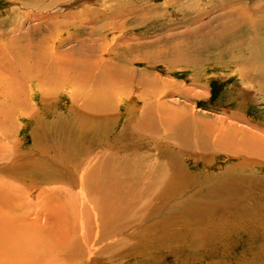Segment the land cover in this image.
Masks as SVG:
<instances>
[{"label": "rangeland", "instance_id": "rangeland-1", "mask_svg": "<svg viewBox=\"0 0 264 264\" xmlns=\"http://www.w3.org/2000/svg\"><path fill=\"white\" fill-rule=\"evenodd\" d=\"M263 151L264 0H0V264H264Z\"/></svg>", "mask_w": 264, "mask_h": 264}, {"label": "bare ground", "instance_id": "bare-ground-1", "mask_svg": "<svg viewBox=\"0 0 264 264\" xmlns=\"http://www.w3.org/2000/svg\"><path fill=\"white\" fill-rule=\"evenodd\" d=\"M49 82V81H48ZM90 106V105H89ZM92 106H94V105H92ZM128 107H132V106H128ZM98 108H100V110L99 109H93V110H95V112H98V111H101V109H103V106H98ZM92 109V108H91ZM82 110V109H81ZM83 111V110H82ZM92 114H94V113H92ZM167 127H168V133L169 134H173L171 137H172V141L173 142H171L173 145H175V144H177L178 146H180V147H182V146H185L186 145V142H189V140H190V143H191V145H192V143L194 144V145H196L195 143H198L199 142V140H200V138H199V136H196V134H195V128H191V126L189 127V122L187 121V119L186 120H180V121H174V120H172L171 122H167ZM185 128V129H184ZM145 129H147L146 127H145ZM175 130V133H173V131ZM188 130V131H187ZM169 137H170V135H169ZM168 137V138H169ZM184 139H186V140H184ZM181 143H182V146H181ZM250 144V143H249ZM226 147H227V145H226ZM230 146L228 145V147L226 148V150L227 151H230ZM264 152V151H263ZM262 153V152H261ZM257 155H258V153H256ZM260 155V154H259ZM258 155V156H259ZM124 156H128L127 154H125ZM248 156V155H247ZM250 156H253V157H256L257 159H258V157L257 156H254V155H249V157ZM259 157H261V155L259 156ZM128 158V157H127ZM127 158L125 157V159H126V161H127ZM252 158V157H251ZM169 159H170V157H169ZM118 161V160H117ZM129 161V160H128ZM171 161H173V158H172V160ZM115 164H117V163H115ZM171 164V163H170ZM109 165V164H108ZM114 165V164H113ZM112 165V166H113ZM106 166L107 165H105L104 163H100L99 165H97L95 168H94V170L95 169H98L99 167H102V168H106ZM109 166H111V165H109ZM114 166H116V165H114ZM103 169V170H104ZM234 170V169H233ZM96 172V171H95ZM159 172H160V174L163 176L165 173H163V172H161V168L159 169ZM165 175H167V174H165ZM166 179H168V178H166ZM143 180V179H142ZM142 180H141V178H138V177H135L134 178V180H133V190H131V191H129L128 192V194H126L124 197H129V198H131L132 200H134V205L136 204V203H141L142 202V199H143V196L144 197H146V196H149V195H154V192L156 191V183L154 182H152L150 185H147V182L145 181V182H142ZM164 180H165V178H164V176H163V180H162V182H164ZM142 182V183H141ZM142 184V185H141ZM143 184H145V185H143ZM153 186V187H152ZM135 190H137L138 192H135ZM144 192V195H142V193ZM165 192V188L164 187H162V188H160L159 190H158V193H157V195L156 196H162L163 195V193ZM100 196H102V195H100ZM103 197V196H102ZM113 197V196H112ZM115 197V196H114ZM153 197V196H152ZM151 197V198H152ZM147 198V197H146ZM151 198H147V200L149 201V203H147L148 205H149V207H152L154 204H155V200L153 201ZM155 198V197H154ZM160 199V198H159ZM105 201H106V203L108 202V199H105ZM112 201V200H111ZM117 203H116V205H115V207L117 208H119L120 207V202H119V199H117ZM122 201H123V198H122ZM136 202V203H135ZM105 203V202H104ZM115 204V203H114ZM113 204V205H114ZM131 203H129V205H130ZM111 205L112 204H106L105 206H107V207H110V208H112L111 207ZM103 206H104V204H102L101 203V206H100V210L103 208ZM104 206V207H105ZM130 206H133V204H131ZM146 207V206H145ZM148 207V206H147ZM107 209V208H106ZM113 209V208H112ZM114 210V209H113ZM145 211H146V209H145ZM44 230V229H43ZM42 233V232H41ZM45 234H46V232H45ZM40 235V234H39ZM42 235H44V234H41L39 237H41ZM37 236V235H36ZM44 237V236H43ZM45 238V237H44ZM41 238H39V240L38 239H35V244L38 246H42L43 248V251H39V254L41 255V256H43L44 257V254H46L49 250H53V249H49L48 250V248H47V246L46 247H44L45 245H44V241L42 240V242H41V240H40ZM43 243V244H41V243ZM46 245H48L47 243H45ZM44 245V246H43ZM41 250V249H40ZM87 252V251H86ZM43 254V255H42ZM47 254H49V252L47 253ZM39 255V256H40ZM52 255H50V257H51ZM46 257V256H45ZM49 258V257H48ZM56 262V261H55ZM9 264V263H8Z\"/></svg>", "mask_w": 264, "mask_h": 264}]
</instances>
